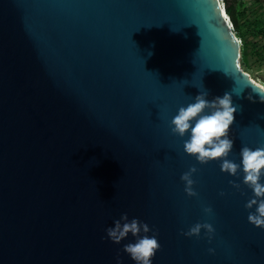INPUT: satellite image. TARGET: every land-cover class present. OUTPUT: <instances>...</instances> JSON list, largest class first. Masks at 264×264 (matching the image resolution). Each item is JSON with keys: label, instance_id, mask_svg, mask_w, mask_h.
Listing matches in <instances>:
<instances>
[{"label": "water", "instance_id": "water-1", "mask_svg": "<svg viewBox=\"0 0 264 264\" xmlns=\"http://www.w3.org/2000/svg\"><path fill=\"white\" fill-rule=\"evenodd\" d=\"M225 14L219 0H0V264H135L121 251L135 237L106 238L123 213L158 231L152 264H264L242 170L200 164L169 127L227 92L228 159L264 146V86ZM193 166L197 197L180 179ZM197 222L211 242L181 235Z\"/></svg>", "mask_w": 264, "mask_h": 264}, {"label": "clouds", "instance_id": "clouds-1", "mask_svg": "<svg viewBox=\"0 0 264 264\" xmlns=\"http://www.w3.org/2000/svg\"><path fill=\"white\" fill-rule=\"evenodd\" d=\"M256 93L259 102L264 103V94ZM207 95L208 93H201L195 97L194 103L179 108L178 113L170 121L171 132L180 138L190 133L189 138L184 141L183 150L189 156L195 157L200 164L222 161L221 171L234 177H237L242 170L243 184L253 193L252 198L246 202L245 209L255 208V211H249L247 220L255 227L264 229V183L261 182L264 177V146L254 150L243 146L240 150L242 157L240 164L228 159L233 150L234 142L229 134L235 121L237 106L233 105L230 93L226 92L222 97H215L211 101L207 99ZM248 99L252 100V96L250 95ZM197 171L198 169L193 166L180 177L185 185L184 191L189 197L198 196L194 189L196 181L193 179ZM229 183L233 188L240 189L239 183L235 181ZM220 195L223 196L224 193L221 192ZM203 212L211 215L213 209L205 206ZM202 230L211 242L215 228L208 222H197L188 231H182L181 235L198 238ZM105 232L106 238L114 244H120L129 234L136 238L134 243L125 244L121 249L135 264H152L153 258L161 248L157 238L158 231L151 229L147 223L138 218L129 220L127 213H123L114 221V226L106 228ZM149 232H152L151 236L148 235ZM208 251L210 254H215L213 248H209ZM116 264H122L119 252L116 255Z\"/></svg>", "mask_w": 264, "mask_h": 264}, {"label": "rangeland", "instance_id": "rangeland-1", "mask_svg": "<svg viewBox=\"0 0 264 264\" xmlns=\"http://www.w3.org/2000/svg\"><path fill=\"white\" fill-rule=\"evenodd\" d=\"M229 2L235 5L236 10L239 7L245 10L241 17L244 40H240L241 45L242 41H246L249 55L245 62L240 55L241 68L253 80L264 85V33H261L264 32V0H229Z\"/></svg>", "mask_w": 264, "mask_h": 264}, {"label": "trees", "instance_id": "trees-1", "mask_svg": "<svg viewBox=\"0 0 264 264\" xmlns=\"http://www.w3.org/2000/svg\"><path fill=\"white\" fill-rule=\"evenodd\" d=\"M224 4H225V11L226 14L229 16V19L234 27V30H236V36L241 39L244 40V32L242 31L241 28V17L244 15V9H242L241 7L238 8V10H236L235 5L231 2H229V0H224ZM261 33H264L261 31ZM242 45H241V49H240V53H241V58L242 61L245 62L247 55L248 54V50H247V46H246V41H242ZM259 55V54H258Z\"/></svg>", "mask_w": 264, "mask_h": 264}, {"label": "built area", "instance_id": "built-area-1", "mask_svg": "<svg viewBox=\"0 0 264 264\" xmlns=\"http://www.w3.org/2000/svg\"><path fill=\"white\" fill-rule=\"evenodd\" d=\"M219 1H220L221 5H222V7H223V9H224V2H223V0H219ZM229 25H230L231 30L235 33V31H234V27H233V25H232V23H231L230 20H229ZM239 41H240V43H241V40H240V39H239Z\"/></svg>", "mask_w": 264, "mask_h": 264}, {"label": "bare ground", "instance_id": "bare-ground-1", "mask_svg": "<svg viewBox=\"0 0 264 264\" xmlns=\"http://www.w3.org/2000/svg\"><path fill=\"white\" fill-rule=\"evenodd\" d=\"M226 15V14H225ZM255 81V80H254ZM256 83H258L257 81H255ZM258 84H260V83H258ZM261 85V84H260ZM262 86H264V85H262Z\"/></svg>", "mask_w": 264, "mask_h": 264}]
</instances>
